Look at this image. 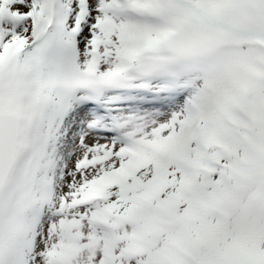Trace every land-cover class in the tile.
I'll list each match as a JSON object with an SVG mask.
<instances>
[{
  "label": "snow or ice",
  "instance_id": "1",
  "mask_svg": "<svg viewBox=\"0 0 264 264\" xmlns=\"http://www.w3.org/2000/svg\"><path fill=\"white\" fill-rule=\"evenodd\" d=\"M0 264H264V0H0Z\"/></svg>",
  "mask_w": 264,
  "mask_h": 264
}]
</instances>
